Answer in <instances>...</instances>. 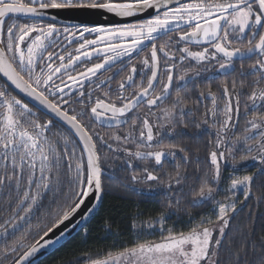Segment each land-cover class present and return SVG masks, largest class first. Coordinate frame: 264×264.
Wrapping results in <instances>:
<instances>
[{"label": "snow or ice", "instance_id": "obj_1", "mask_svg": "<svg viewBox=\"0 0 264 264\" xmlns=\"http://www.w3.org/2000/svg\"><path fill=\"white\" fill-rule=\"evenodd\" d=\"M95 14L126 22H94ZM145 51L140 71L131 66L113 99L112 80ZM186 61L195 67H180ZM212 61L223 74L235 71L239 61L241 76L254 79L251 92L236 91V81L231 88L220 85L222 107L211 89L198 93L200 103L211 98V108L205 106L193 126L214 138L208 142L210 167L193 187L187 170L174 163L178 154L186 162L190 149L174 140L183 134L178 126H189L183 118L198 109L185 110L179 88L195 84ZM113 69V76L101 79ZM101 88L109 89L103 98L96 95ZM173 92V102L161 107ZM241 95L245 127L237 135ZM141 105L146 113L139 112ZM94 125L127 131L106 139ZM112 159L128 173L125 187L144 185L137 194L162 203L163 210L147 220L135 214L131 246L88 256L84 264H220L234 197L253 195L256 178L239 175L237 164L264 175V0H0V192L8 190L6 203L13 191L17 197L11 215L0 222V264H39L41 252L62 246L80 220L95 214L109 187L105 181L117 178ZM169 160L174 171L159 175ZM222 166L231 168L227 176ZM186 187L193 207L216 205V219L197 221L189 214L190 230L176 232L166 223ZM219 191L231 193L229 203L216 199ZM34 227L30 241L19 239ZM154 230L158 240L144 238ZM233 255L235 264H264V239L241 245Z\"/></svg>", "mask_w": 264, "mask_h": 264}, {"label": "trees", "instance_id": "obj_2", "mask_svg": "<svg viewBox=\"0 0 264 264\" xmlns=\"http://www.w3.org/2000/svg\"><path fill=\"white\" fill-rule=\"evenodd\" d=\"M249 63L250 61H247L246 72L249 71ZM223 78L230 88L232 82L236 81V91L238 92H251L252 90L251 84L254 77L241 76L239 72H233ZM241 83H243V87H241ZM213 93L216 94L217 104L223 105L224 98L222 91L216 89ZM245 101L246 96L241 95V120L236 132L237 135H240L245 127L243 119V105ZM199 109H201L202 112L200 114L202 115L205 107H200ZM183 119L189 126L186 129L177 127V133L182 132L183 134L176 135L174 142L190 149V151L186 153L188 157L186 162L180 159V156L184 154H178L174 163L181 165L182 168L187 170V174L192 177L187 183L193 187H198L199 181L196 177L202 176L210 167L208 142L213 137L204 133L201 129L194 127L193 120L186 117ZM120 131H127V128H106L102 132H99L107 139L110 133H119ZM168 142V140H165V143ZM108 155L111 157L112 153H108ZM237 159L239 160V156ZM120 163V160L115 159L109 161L110 166L116 170L117 178L115 180L105 181L109 187L103 194L101 206L90 223L59 249L39 262V264H84L88 256L99 258L106 255L109 251L116 253L122 250L124 246H131L134 239V233L131 229V217L137 213H143L140 219L147 220L149 218H155L163 210L162 203L137 194L144 189V185L137 186L136 191H130L125 187L128 183L126 179L128 173L119 171ZM145 163L151 166L153 162L147 161ZM173 171L174 164L169 160L164 162L163 171L158 174L164 175L165 172ZM241 173L256 176L252 182L253 195H250L247 200L242 199V201H238L240 205L229 220V225L225 230V240L222 242V247L219 252L220 264H235L233 253L241 245H244L246 248L253 242L259 245L261 240L264 239V175H257V167H247ZM228 194L231 193L228 191H220L216 199L224 203L228 202L225 199ZM11 195L12 200L10 203H6L8 200V190L5 189L0 194V222L11 215L12 208L16 203L17 197L15 191ZM192 196V189L186 187L181 197V203L177 209L172 210L175 212V215H172L167 221L166 227H170L176 232H187L191 227L189 214L197 221H199L201 216L210 217L211 210L215 204H208L204 207H193L190 203ZM238 197L235 196L234 199L237 201ZM44 203L47 204V200ZM35 231L36 229L34 227L32 232L21 234L19 239L30 241ZM144 238L158 240L159 232L154 230L152 235H146Z\"/></svg>", "mask_w": 264, "mask_h": 264}, {"label": "flooded vegetation", "instance_id": "obj_3", "mask_svg": "<svg viewBox=\"0 0 264 264\" xmlns=\"http://www.w3.org/2000/svg\"><path fill=\"white\" fill-rule=\"evenodd\" d=\"M192 48L193 51L196 50H201L200 47L196 46V45H192L190 46ZM58 49H50V51H57ZM149 55V51H145L143 53L140 54L139 57H136L133 61L132 64L129 65L128 68H126L124 71H122L120 73L119 76H115V78L112 80L111 83V95L113 97V99L115 98V89L118 87V84L120 82V80L125 79L127 77V75L130 72V68L131 66H135L137 68V72L140 71L141 69V60L145 57ZM177 55H179V53H177ZM192 65L195 67L194 62L191 61H186L183 65H181L180 67H186L188 65ZM246 64H247V60L244 62V71L246 72ZM208 67V71L206 73L203 74L202 77L197 78V82L195 84H189L187 87H181L179 88V95L185 99L186 103H187V108L185 109L187 111L188 108L191 109H198V111L195 113V115L192 116H185L186 118L190 119V120H196V119H200L201 116V109H199L200 107H210L211 108V98L210 97H206L203 99V102L200 103L198 101V93L200 91H204L207 94L208 89H211V91H215L216 89H220V85L226 83L225 79L223 78L224 76L231 74L233 72H239L241 73V69H240V62L237 61L235 64V71H231L229 70L227 74H223L222 71L219 69V66L216 64L215 61H212L210 64L206 65ZM117 67H120V65H118ZM116 69H113L112 72H106L104 73V75L101 77V79H107L108 76H113L115 73ZM209 77H213L211 79H209ZM175 79V76H174ZM137 83H139V79H137ZM221 90V89H220ZM104 91H109L108 88H101L96 95H100L101 98H103V92ZM132 91H134L133 89H126L127 93H131ZM157 91L159 92V89H157ZM177 93L173 92L172 96L165 102L164 105H162L161 107H166L169 106L173 100L175 99ZM197 107V108H196ZM154 111H157L156 109H153ZM148 111L147 106L145 105H141L139 108V112L140 113H146ZM204 113V112H203ZM202 113V114H203ZM159 114V113H158ZM151 122V121H150ZM97 129V131L102 132L103 130H105L107 127H101L100 125H94ZM2 192H0L1 194Z\"/></svg>", "mask_w": 264, "mask_h": 264}, {"label": "water", "instance_id": "obj_4", "mask_svg": "<svg viewBox=\"0 0 264 264\" xmlns=\"http://www.w3.org/2000/svg\"><path fill=\"white\" fill-rule=\"evenodd\" d=\"M107 15V20H105L103 18V16H101L100 14H95L92 19L94 22H98V23H108V22H112V23H123L126 22L125 20H122L121 18H118L116 16H114L113 14H106ZM136 18H127V22H133ZM103 200V195L101 198V203ZM101 203L98 205V208L95 212L94 215H92L89 219L87 220H80L79 223L77 224V226L74 229H71L70 234L68 235L66 241L63 243L65 244L68 240H70L72 237H74L78 232H80L82 229H84L89 223L90 221L94 218V216L97 214ZM87 204V201H86ZM81 211H83V208L81 209ZM85 216L88 215V213H84ZM74 219H79V213L77 214V217H75ZM67 223V222H66ZM63 227V226H61ZM69 228H71V225L69 224ZM58 231V230H57ZM61 246L57 247L55 250H50L48 252H41L38 256L39 258V262H41L42 260H44L47 256H49L50 254H52L53 252H55L57 249H59Z\"/></svg>", "mask_w": 264, "mask_h": 264}, {"label": "rangeland", "instance_id": "obj_5", "mask_svg": "<svg viewBox=\"0 0 264 264\" xmlns=\"http://www.w3.org/2000/svg\"><path fill=\"white\" fill-rule=\"evenodd\" d=\"M223 102H224V100H223ZM217 106L218 107H222L223 105H220V104H217ZM208 108H210V107H208ZM200 119H202V115L200 116ZM209 123H211V121L209 122ZM201 130L204 132V133H206V129H205V127H202L201 128ZM154 132H155V129H154ZM211 136V135H210ZM214 138V137H213ZM246 163H250V162H246ZM237 168L238 169H240V171L238 172V174L239 175H250V174H245V173H241L242 172V170H244L245 168H247V167H245V163L244 162H242V163H240V164H237ZM222 171H223V175L224 176H227L228 174H229V172L231 171V168H229V167H227V166H222ZM228 171V172H227ZM221 188H226V184H222L221 185ZM220 192V191H219ZM227 192V191H226ZM240 195H241V197H240ZM228 196H231V194H228ZM238 198H237V201H236V211H237V208H238V206L240 205V203H238V201H242V199H244V197L242 198V194H240V193H237V195H236ZM245 200V199H244ZM225 203H229V201L228 202H225ZM216 208V205H214V207L212 208V210H211V214H210V217L212 218V220H215L216 219V212L214 211V209ZM235 213H231L230 215H231V217L234 215ZM226 230V229H225Z\"/></svg>", "mask_w": 264, "mask_h": 264}]
</instances>
